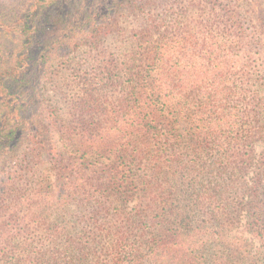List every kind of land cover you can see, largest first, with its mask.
<instances>
[{
  "label": "trees",
  "instance_id": "obj_1",
  "mask_svg": "<svg viewBox=\"0 0 264 264\" xmlns=\"http://www.w3.org/2000/svg\"><path fill=\"white\" fill-rule=\"evenodd\" d=\"M94 1L24 0L12 30L0 0V264H264L257 20L205 0L170 31L135 0L116 54L117 1Z\"/></svg>",
  "mask_w": 264,
  "mask_h": 264
},
{
  "label": "rangeland",
  "instance_id": "obj_2",
  "mask_svg": "<svg viewBox=\"0 0 264 264\" xmlns=\"http://www.w3.org/2000/svg\"><path fill=\"white\" fill-rule=\"evenodd\" d=\"M79 1V0H78ZM92 1V4L95 3L94 0H83V2L90 4ZM118 5V11H117V22L119 26V35L118 40L114 39L112 42V47L115 48L116 54H119L120 50L119 48L124 47V41L128 35L136 34L140 27L139 18L137 16V12L134 11V6L132 3L135 0H116ZM157 5L154 7L155 14H158L160 16H168L167 20L164 22V27L169 26L170 31H175V27H180L187 29L193 26V20H196L198 22L205 19L204 16L207 17L209 13V8L206 5L205 0H156ZM242 3V6L244 7V12L249 17H254L257 20V24L260 28V30L263 32L262 37L264 38V0H240ZM24 0H13L12 3H10V8H3L10 10V26L14 23H16L18 17H19V11H21V7L23 5ZM132 2V3H131ZM1 10V9H0ZM178 14L186 15V19H184L183 23L178 24L175 23V19ZM200 16V17H199ZM15 29V26H11L10 29ZM264 40V39H263ZM264 43V41H263ZM112 52H114V49H112ZM64 81L61 78L57 79V82L53 85H49L50 92L54 94L55 100L58 102V104L65 108L69 105V94H63L58 95V92H72L69 91L67 88V85H63ZM26 137L24 136L21 140V143L19 147L17 148L15 154L16 156H19L22 154L27 146L26 143ZM242 230V227L237 224L236 229L234 232L240 233Z\"/></svg>",
  "mask_w": 264,
  "mask_h": 264
}]
</instances>
